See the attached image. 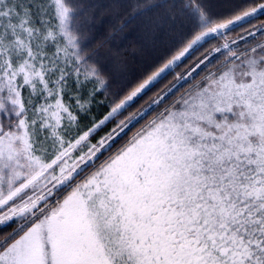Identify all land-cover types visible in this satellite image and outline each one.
I'll use <instances>...</instances> for the list:
<instances>
[{
  "label": "snow or ice",
  "instance_id": "6c2138e0",
  "mask_svg": "<svg viewBox=\"0 0 264 264\" xmlns=\"http://www.w3.org/2000/svg\"><path fill=\"white\" fill-rule=\"evenodd\" d=\"M125 7L113 32L149 17L144 36L155 44L177 4L0 0V225L15 224L0 234V264H264V0H181L187 32L143 78L116 84L97 120V92L112 85L90 34L98 11L120 17ZM216 53L224 59L192 84ZM169 75L175 82L147 108L93 142Z\"/></svg>",
  "mask_w": 264,
  "mask_h": 264
},
{
  "label": "trees",
  "instance_id": "16d2710c",
  "mask_svg": "<svg viewBox=\"0 0 264 264\" xmlns=\"http://www.w3.org/2000/svg\"><path fill=\"white\" fill-rule=\"evenodd\" d=\"M89 2L108 4L111 2V0H85V3ZM134 2L146 4L155 3L157 0H134ZM180 2L181 0H175V3L177 4V8L174 10L175 19L173 21H168L164 31L158 34V40L155 44L146 40L144 36L143 25L149 19V17H142L136 20L133 24L129 25V27L124 30V32L114 33L113 28L121 23L122 20L127 18L126 13L129 11V9L127 7L123 8L121 10L120 17H116L104 11H98L96 13L95 27L90 34V42L91 46L98 50L99 61L100 65L102 66L105 79L108 81L109 85H112V87H109L107 91L100 89L97 92L96 99L100 103L98 105H94L92 108V114L97 120L102 119L110 111L111 106H113V101L116 99L113 93L120 91V89L116 87V84L119 83L123 85L124 90H126L128 86L133 85L138 79L143 78L146 73H149L151 70H153L154 65L157 64L160 58L168 50V46H170L174 41L179 40L181 35L187 32L183 18L179 14ZM259 22L260 21H256V23ZM238 36L239 33H232L225 38L217 37L210 40L204 45L202 49L194 54L192 60H189L186 64L178 67L176 72H186L191 67H194L195 63L198 62L199 59H203L204 56L212 53L213 49L221 46L223 43L230 42L233 39H238ZM160 38L164 39V43L159 42ZM257 39H259V36H257ZM85 42H88L87 39ZM244 46V42L241 41L240 47L243 48ZM232 47L236 48V45H232ZM223 59L224 56L222 53H216L215 55L211 56L207 66H202L193 74L195 79H192L191 83H196L200 77L206 74V71H214L215 66ZM174 82L173 75H169L166 80H163L155 88L143 95L126 111H123L122 114L115 116L113 119L107 122L105 126H102V128L94 137L93 142H95V139H98L100 136L105 135L107 132L116 127L120 120H124L130 114L147 108L152 99H154L158 94H162V91L166 90V87L170 86ZM92 87V84H88L86 86L84 89L85 95ZM189 87L190 84L185 82L183 87H180L174 95H170L158 106L154 105L153 110H149L145 117L140 119L139 122H133V124L130 125L129 128L126 129L125 132L122 133L117 139L113 145L111 153H105L103 156H101L100 161L105 157L114 154L117 152V150L125 146L129 141V138H131L144 125H146L148 121L155 117L158 112L162 111L166 105H169L175 98L186 92ZM122 94L123 92H121V95ZM14 227V223L0 225V234L10 232Z\"/></svg>",
  "mask_w": 264,
  "mask_h": 264
},
{
  "label": "rangeland",
  "instance_id": "374dc122",
  "mask_svg": "<svg viewBox=\"0 0 264 264\" xmlns=\"http://www.w3.org/2000/svg\"><path fill=\"white\" fill-rule=\"evenodd\" d=\"M181 95H182V94H181ZM177 98H178V97H177ZM177 98H175L170 104H172ZM170 104H169V105H170ZM129 139H130V138H129ZM129 139H128V140H129ZM128 140H127V141H128ZM106 158H107V157H105L104 159H106ZM104 159H102L101 161H103ZM101 161H97V163L99 164Z\"/></svg>",
  "mask_w": 264,
  "mask_h": 264
}]
</instances>
